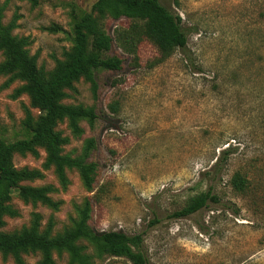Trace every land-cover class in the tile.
Segmentation results:
<instances>
[{
	"label": "rangeland",
	"instance_id": "1",
	"mask_svg": "<svg viewBox=\"0 0 264 264\" xmlns=\"http://www.w3.org/2000/svg\"><path fill=\"white\" fill-rule=\"evenodd\" d=\"M97 0H0L3 23L15 22L13 35L28 41L37 66L50 74L73 45L71 13L90 12ZM181 18L187 45L159 62L157 47L145 40L138 59L115 42L110 56L123 60L118 71L96 73L98 92L81 79L66 90L64 104L93 107V125L81 120L73 134L68 121L56 129L68 143L63 153L82 155L95 139L90 161L97 164L93 192L76 169L66 186L46 152L15 154L17 169L41 176L20 183L11 199L17 214L5 216L0 232L29 228L36 215L40 230L62 234L73 227L87 198L93 201L89 225L97 233L143 234L148 264H264V0H160ZM128 19L108 17L103 25L115 38ZM5 60L0 52V64ZM24 84L0 75V138L26 137L28 113L40 111L30 97L14 96ZM117 104V112L109 108ZM229 151V155L223 152ZM218 160L219 168H213ZM249 180L246 193L235 191V173ZM50 187L56 207L33 201L37 188ZM211 190L218 202L176 219L195 195ZM94 197H97V199ZM86 252L93 249L85 242ZM68 264L67 253L53 254ZM24 264H41L39 252L23 255ZM0 264H16L0 253ZM94 264H132L125 258L95 259Z\"/></svg>",
	"mask_w": 264,
	"mask_h": 264
},
{
	"label": "trees",
	"instance_id": "2",
	"mask_svg": "<svg viewBox=\"0 0 264 264\" xmlns=\"http://www.w3.org/2000/svg\"><path fill=\"white\" fill-rule=\"evenodd\" d=\"M37 4V0H31ZM3 6L0 5V52L5 60L0 64V75H10L11 80H20L24 84L15 90L14 96L27 94L31 104L40 111L35 120L28 113L24 122L26 137L9 142L0 138V226L5 216H15L17 212L10 202L20 183L34 180L41 176L37 170L17 169L13 163L15 154L38 155V149L46 152V167H54L62 184L68 182L67 170L76 169L88 191L93 192L97 164L90 161L96 141H86L83 153L79 157L63 153L68 143L56 127L60 122L68 121L73 134L80 135L83 130L79 123L87 120L93 125L98 118L95 108L73 106L63 103L67 98L66 90L73 88L81 79L91 84L94 95L98 92L96 73L100 70L118 71L122 69L123 60L110 56L115 42L129 55L138 59V50L143 41L148 40L160 52L159 62L168 59L178 49L187 45V34L181 25V18L174 15L160 0H97L90 12L72 11L73 45L66 53L65 59L58 61L50 74H45L37 66V57L31 56L26 49L28 41L13 35L15 22L3 23ZM115 20L128 19V27L115 31V38L110 36L103 25L106 18ZM117 112V104L109 107ZM229 155V151L223 152ZM218 160L213 168H219ZM230 184L239 193H246L249 180L237 172ZM50 187H41L33 192V201L56 207L51 199ZM97 197H94V199ZM209 202H218L211 190L201 192L190 198L187 204L172 214V218L181 219L191 216ZM93 213V201L87 198L73 227L62 234L52 235L51 228L40 230L39 216L36 215L31 226L16 233L0 232V253L4 258L12 257L16 264H24L23 255L39 252L41 264H55L53 254L67 253L68 264H94L95 259L106 257L125 258L132 264H148L143 250V234L128 235L121 231L97 233L89 225ZM87 243L93 254L86 252Z\"/></svg>",
	"mask_w": 264,
	"mask_h": 264
}]
</instances>
